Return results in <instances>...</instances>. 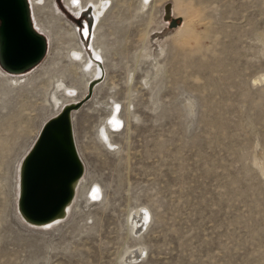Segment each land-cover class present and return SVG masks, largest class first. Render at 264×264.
<instances>
[{"label": "rangeland", "instance_id": "rangeland-1", "mask_svg": "<svg viewBox=\"0 0 264 264\" xmlns=\"http://www.w3.org/2000/svg\"><path fill=\"white\" fill-rule=\"evenodd\" d=\"M37 7L33 27L52 30L41 63L0 70L61 74L71 104L93 83L70 114L82 175L58 221L25 224L19 169L54 100L3 93L0 79V264H264V0H109L103 64L89 12ZM75 43L100 78L74 66ZM113 102L119 128L103 137Z\"/></svg>", "mask_w": 264, "mask_h": 264}, {"label": "water", "instance_id": "water-1", "mask_svg": "<svg viewBox=\"0 0 264 264\" xmlns=\"http://www.w3.org/2000/svg\"><path fill=\"white\" fill-rule=\"evenodd\" d=\"M178 18L168 26H177ZM44 39L30 26L26 0H0V64L7 71H22L38 63ZM62 107L41 127L21 162L16 208L25 224H43L60 215L72 196V183L81 174L74 152L69 113L86 99Z\"/></svg>", "mask_w": 264, "mask_h": 264}, {"label": "bare ground", "instance_id": "bare-ground-1", "mask_svg": "<svg viewBox=\"0 0 264 264\" xmlns=\"http://www.w3.org/2000/svg\"><path fill=\"white\" fill-rule=\"evenodd\" d=\"M64 2L66 4V8L72 14H74L76 17L89 12L88 15L90 17L91 23L93 22L92 23L93 27L91 30H93L92 37L94 38V42H95L94 45H92V52L94 54L95 60L96 61H102V64H103V62H105V59H106L104 51H105V47L107 46V44L105 41V36L103 34L101 35V33H99V31H100L101 27L103 26V22H105L108 19V17L105 18V16L107 15V13L105 14V12H106V9L109 5V0H64ZM139 2L141 5L140 10H144V8L146 6L154 5L156 3V0H139ZM26 3H27V8H28V17H29L30 26L36 33L40 32V34L39 33L38 34L44 39L45 49H46L47 48V41L41 35V33L46 35V36H49V38H50V35L52 34V30L48 24H45V23L42 24L41 22H39V23L37 22L38 28L37 27L34 28L33 27L34 25H32V23H31V12H30V8H29V6H31L32 11L38 10L39 7H37V6L39 4H41V0H26ZM108 11L109 10L107 9V12ZM111 13H113V12H111ZM56 14H58L57 18H59L61 22L64 21L65 23H67V21L65 20L64 16L61 14V12L56 10ZM88 26H89L88 23L87 24L85 23L84 34L86 37H87V34H89V29H90ZM261 37L264 40V33H262V32H261ZM46 38H48V37H46ZM262 45L264 47V44H262ZM82 54H83L82 51L77 48V45L75 43L73 45V47L69 50V55H71L73 58V61H75V63L73 62L74 66H78L80 68H83L86 71V73L89 75L90 79H92L94 77L97 78V77L101 76L102 71H101V67H100V62H97L96 64L92 63L91 62L92 60L89 62L88 61L83 62V55ZM41 60L38 63L33 64V65L23 69L22 71H7L1 66V64H0V68L5 73L11 74V75H20V74H23L26 71L34 68L35 66H37L39 63H41ZM49 78H50V80H48V81H45V80L38 81V79H34L33 77H27L26 74L21 75V76H10V75L4 74L0 70V79L2 82L1 87L3 88V93H7V91L10 90L11 92H17L19 95L26 94V97L30 98V97L40 96L39 91H41V90H44L46 94L48 91H51L50 94L52 96V99L54 100L53 105H49V108L51 111L50 112V114H51L50 118H52L60 112L62 107L70 105L73 102V100L75 99V95H74V90H73L74 83L72 84V82H71L70 84L67 85L65 76L59 74L55 77L50 76ZM263 80H264V78L262 79V81ZM87 81H88V79H87ZM257 82L259 83L261 81L259 79L254 80V83H257ZM92 84L93 83L90 84L88 92L91 91L90 89L92 87ZM36 87L39 89L38 90L35 89ZM117 107H118V104L115 102H113L110 105L108 115H107L106 119L104 121H102V123L100 125V127H101L100 132H101V135L103 137L109 136L108 135L110 132L109 129H111L112 127H113V129H116L117 126L119 128V123H120L119 116L115 115V109ZM78 109H76V110H78ZM76 110H72V111H76ZM54 112H55V114H53ZM71 112L69 113V121H70ZM70 127H71V121H70ZM71 137H72V144H73L74 152H75V154L78 158V161L81 165V174H80L79 178L76 179L72 183V196H71L70 200L65 204L60 215L50 222L43 223V224H34L37 228L48 227L51 224H53L54 222L58 221V219L61 218V216H63L66 213L67 209L70 208L71 205L74 203V201L73 202H71V201L76 194L75 185L77 183H79L78 180L80 179V177L82 175V164H81V160H80L79 156L77 155V149H76L75 143L73 142L72 128H71ZM20 169H21V166H20ZM20 169H19V173H20ZM18 188H19V177H18ZM93 189L95 192L92 193L91 199H97L99 191L96 187H93Z\"/></svg>", "mask_w": 264, "mask_h": 264}]
</instances>
